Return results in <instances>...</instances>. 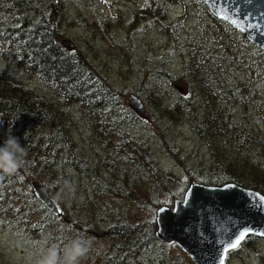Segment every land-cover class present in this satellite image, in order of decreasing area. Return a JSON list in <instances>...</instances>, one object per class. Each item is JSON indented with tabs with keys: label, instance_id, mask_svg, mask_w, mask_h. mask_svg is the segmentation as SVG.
<instances>
[{
	"label": "trees",
	"instance_id": "obj_1",
	"mask_svg": "<svg viewBox=\"0 0 264 264\" xmlns=\"http://www.w3.org/2000/svg\"><path fill=\"white\" fill-rule=\"evenodd\" d=\"M56 5V1L46 7H40L38 0H0V20L12 23V25H5L0 22V52L6 51L8 47L14 48L20 66L29 73H35L42 84H50L49 89L55 96L59 100L67 102L63 106L81 107L88 119L89 131L92 133L91 138L96 144V150L107 152L106 160L102 159L96 164L90 163L79 150L71 148V135L64 129L61 130L65 132L57 134L58 138H62V141L58 139L55 144L37 140L32 134L35 122L46 119L50 121L52 118L58 117L70 123L67 114L64 111L61 113L54 111L52 116L49 112L50 105L40 94L25 89L14 79L9 78L7 81L2 77L4 75L0 71V107L3 110L0 111V115L3 118L8 114L12 122L7 131L3 126L0 128V146H3L9 135H12L21 141L26 152L23 166L15 174L5 175L3 179H0V206L4 208L0 211V218L18 225L19 228L34 235L36 239L42 240L47 236L53 242H58V237L61 239L65 236L74 237L71 232L80 233V236L83 237L89 235L94 238L97 233L95 230L99 228L93 218H83L85 223L76 218L78 210H87L85 206H89L88 201L92 197H87L83 201L82 195L76 194L66 200L60 198L57 200L55 198L59 193L57 188H48L49 183L63 185L69 182L60 174L62 169H67L66 167L74 169L78 173H81L85 168L84 171L87 172L85 174H88L90 186L102 188V186L108 185L109 188H112L107 193L114 192L112 197L118 201L115 206L120 204L116 214H119L118 217L123 215L121 217L123 220H127L124 218L126 216L141 217L134 212L127 213L126 207L123 210L120 209L123 206V201L131 195L127 193L130 185L143 191L138 194V197L141 195L142 206L141 202H136L135 205L140 206V208L136 206V210L139 212L140 210L145 214L148 212L146 220H153V217L150 218V216L160 205L156 193L159 197L162 193V190H157L158 186L143 185L138 172V169L143 167L140 160L136 161V158L131 154L112 155L113 150L119 151L118 145H130L132 141L127 139L125 142H121L120 140H124L122 137L113 141L110 136L116 137V135L124 133L123 128L129 125L133 127L139 117L134 115L129 118V122L126 121V115L121 110L125 107L122 104L117 105L118 97L121 99L122 95L118 88L115 89L114 94L110 92L112 87L93 90L91 83L95 80L89 75L90 65L78 56L67 52L58 42L57 15L54 13ZM189 5L197 6L207 16L210 24L201 35H190L192 37L190 40L195 44H193L192 52L187 56L188 62L186 65L184 64L182 76L177 81L174 75L163 70L155 73L150 71L147 76H153L170 86L180 88L182 94L179 93V97L163 110L164 114L177 121V124H189L194 134L209 150L211 157L216 161L217 159L222 160L221 164L227 171L232 172V175L222 173L224 176L221 179H226L225 183L233 182L244 188L256 190L255 184L250 181L261 183L260 176L264 178V174L261 171H258L259 174L257 173L256 168L260 169L259 164L248 162V159L243 156V152L247 149V145L253 142H255V148L260 147L264 152V52L250 44L244 34L212 16L202 3L197 0H186L183 7L187 9ZM32 11L35 21L29 18ZM184 15H187L186 10ZM180 25L181 23L178 26ZM174 39L179 40L176 35ZM156 91H160L157 86L154 87V90L151 89L148 97L154 99ZM224 107L226 110L223 111ZM232 109L233 113L245 114V119L251 121L252 127L241 125L232 115ZM127 117L129 116L127 115ZM23 139L26 143H22ZM32 140L34 141L32 142ZM237 149L241 154L234 156ZM142 151L145 154L142 159L150 168L159 167L161 171L164 170L143 143ZM61 154H67V157H59ZM218 167L221 168L220 165ZM96 168H105V171L111 176L119 173L123 178L127 174L128 183L122 179H110L103 176L90 177ZM150 168H148L149 171H151ZM39 169L44 170L43 176ZM109 171H113V173ZM144 171L145 175L146 170ZM243 174L247 177L245 180L249 182H242ZM194 179L196 178L187 176L175 180L173 183L177 182L184 192L192 185ZM208 179L201 184L216 186L215 181H220L212 180L211 176ZM37 180L39 183L41 182L40 184L47 194L54 196L53 198L62 211L60 217L44 208L36 199L30 183ZM111 180H114L113 185L116 187L109 182ZM70 183L77 191L84 187L73 184L72 180ZM23 185L26 186L25 189L21 188ZM115 189L118 190L117 193ZM169 190H173V187L167 188V191ZM183 192H178V195L181 196ZM259 192L264 194V189ZM60 193L62 192L60 191ZM108 197L106 194L101 196L105 200H108ZM108 207L106 205L104 208L99 204V210L102 208L105 210V216L102 217L106 219L115 215L114 210L108 209ZM66 214L71 217H67ZM67 218H71L72 223H69ZM136 220L133 219V221ZM139 223L141 221L137 220L135 225ZM152 223L153 231L146 238L141 237V242L135 226L128 220L121 225L116 223L112 227L114 229L109 226L112 223H107L105 237L112 230L111 238L120 239L121 245L128 246V252H121V248L115 247L112 255L111 252H107L102 257L91 247L85 258L91 259L90 253L92 252V261L96 264H123L121 261L125 260L129 264H145L143 251L149 245L158 243L157 223L154 221ZM140 244L141 257L137 255ZM238 251L239 249L231 254ZM0 264H5L1 256Z\"/></svg>",
	"mask_w": 264,
	"mask_h": 264
},
{
	"label": "rangeland",
	"instance_id": "obj_2",
	"mask_svg": "<svg viewBox=\"0 0 264 264\" xmlns=\"http://www.w3.org/2000/svg\"><path fill=\"white\" fill-rule=\"evenodd\" d=\"M53 1L57 2L55 11H53L57 15V24H55L58 27V42L63 45L67 52L78 56L90 65L89 75L95 80L91 83L93 90L112 87L110 92L114 94L115 89L118 88L122 95L121 99L118 97L117 105L122 104L125 107L121 110L126 115V121L129 122V118L134 117V115L139 117L133 127L129 125L123 128L124 133L116 135V137L110 136L113 141L121 139V137L124 138V140H120L121 142H125L127 139L132 141L130 145H118L119 151L113 150L112 155L131 154L136 158V161L140 160L143 163V167L138 169L143 185L158 186L157 190H162L160 197L156 193L160 203L159 206L170 205L175 196L179 197L178 192H183L177 182L173 183L175 180L192 176L196 178L192 180L193 183H201L209 180L208 177L211 176L212 180H220L215 181L216 186L225 184L226 179H221L224 176L222 173L232 175V172L226 170L224 165L221 164L222 160L217 159L216 161L211 157L209 150L203 145L201 139L194 134L189 124H177V121L164 114L163 110L179 97V93L182 92L180 88L170 86L153 76H147L150 71L155 73L163 70L170 72L178 81L182 76L184 64L186 65L188 62L187 56L192 52L193 44H195L190 40V38L192 39L190 35H201L203 30L205 31L210 24L207 16L197 6L189 5L185 9L183 4L186 0H38V4L40 7H46ZM185 10L187 12L186 16L184 15ZM29 18L35 21L33 11L29 14ZM0 22L5 25H12L7 20H0ZM179 23H181L180 26H178ZM203 26L204 29H202ZM175 35L178 37V41L174 39ZM0 71L4 75L2 77L7 81H9V78L14 79L23 85L25 89L40 94L50 105L51 110L47 111L52 116L54 111L56 113L64 111L67 114L70 123L58 117L52 118L50 121L46 119L35 122L32 134L37 140H45L48 141L47 143L52 142L55 144L58 139L62 141V138H58L57 134L65 132L61 130L64 129L71 135V148L79 150L90 163L96 164L102 159H107L106 151L96 150L95 148L96 144L91 138L92 133L89 131L88 119L83 109L76 106H63L67 102L59 100L55 96L49 89L50 84H42L35 73H29L20 66L14 48L10 49L8 47L6 51L0 52ZM154 85L160 88V91H156L155 96H153L154 99H151L148 94L152 88L154 90V87H156ZM131 95H135L141 100L145 112L148 113L146 117L145 115L140 117L131 108L128 102ZM222 110L224 111L226 108L224 107ZM0 111H3L2 107H0ZM232 115L241 125L248 128L252 127L251 121L245 119V114L233 113L232 109ZM9 118L8 114L3 116V128H6V131L12 124ZM64 140H66V137H64ZM19 142L21 144L20 140ZM24 142L23 139L22 143ZM142 143L159 161L164 170L161 171L159 167L150 168L142 159V156H145L142 151ZM258 143L260 142L258 141ZM255 147V142L247 145L243 156L248 159V162L259 164L260 169L256 168L257 173L259 174L261 171L264 174V152L260 147ZM240 154L241 152L238 149L235 150L234 156ZM59 157L66 158L67 154H61ZM66 168L62 169L60 174L69 182L63 184L64 186L59 185V183H49L48 188H57L56 190L59 192L55 196L57 200L59 198L66 200V198L76 194L82 195L83 201L87 197H92L88 201L89 206H85L87 210H78L76 218L81 220L82 223H85L83 220L85 217L96 220V224L99 226L95 230L97 237L94 236L93 238V236L88 235L85 238L93 240L92 248L100 256L103 257L107 252H111L112 255L115 247L121 248V252H128V246L121 245L120 239L111 238L112 230L105 237L107 223H112L109 225L112 228L116 223L121 225L128 220L139 233L140 242L141 237L146 238L153 231L154 225L152 222L155 220V212L159 206L150 216V218L153 217V220H146L148 212L146 214L141 210L139 212V210H136V206L138 208L140 206L135 205L136 202H141L142 206L141 195L138 197V194L143 192L141 189L130 185L131 187L128 188L127 193L131 195L123 201V206L120 207L122 210L126 207L127 213L134 212L141 217L126 216L124 218L127 220H123L121 218L123 215L118 217L119 214H116L120 204L115 206L118 201H115L112 197L114 192L107 193L112 188H109L108 185H104L102 188L90 186V180L87 178L88 174H85L87 172L84 171L85 168L82 169L81 173ZM39 170L41 176H43L44 170ZM105 170V168H96L90 177L103 176L110 179H122L125 183H128L127 174L122 178L119 173L111 176ZM144 170H146L145 175ZM109 172L113 173V171ZM241 177L242 182H249L245 180L247 179L245 174ZM70 180L73 181V184L84 187L77 191ZM260 181L261 183L257 181L250 182L255 184L256 190L262 191L264 189V178L261 176ZM50 182L52 183V181ZM109 182L113 185L114 180ZM172 187L173 190L167 191V188ZM21 188L25 189L26 186L23 185ZM115 191L117 193L118 190L115 189ZM103 194L109 196L108 200L101 198ZM99 204L104 208L108 205V209L112 208L115 215H111L108 217L109 219L103 218L105 210L103 208L99 210ZM3 209L0 206V211ZM66 215L71 217L69 214ZM67 219L71 220V218ZM133 219L140 220L141 223L135 225L137 220L133 221ZM71 234L74 236L80 235L77 232H71ZM40 241L26 230L19 228L18 225L0 218V256L5 264H30L28 257L38 250ZM91 253V259L83 258L80 264H96L92 261ZM137 255L141 257V244ZM143 259L145 264H195L177 246H166L160 242L149 245L143 251ZM228 259V264H264V239L252 238L246 241L239 251L230 254ZM121 262L129 264L126 260Z\"/></svg>",
	"mask_w": 264,
	"mask_h": 264
},
{
	"label": "water",
	"instance_id": "obj_3",
	"mask_svg": "<svg viewBox=\"0 0 264 264\" xmlns=\"http://www.w3.org/2000/svg\"><path fill=\"white\" fill-rule=\"evenodd\" d=\"M198 1L212 15L244 33L249 42L264 51V0ZM225 7L229 9L228 19L220 18L225 15ZM128 102L137 113L146 114L135 96H131ZM30 184L36 199L59 216L61 210L54 199L37 182ZM261 197L264 195L234 183L217 187L193 184L185 192L182 202L176 201L172 208L163 206L157 210L156 237L164 244H177L187 256L199 255L198 264H220L221 258L225 260L227 254L223 249L234 242L240 231L249 229V235L264 238L260 235L264 232V208L259 206ZM239 207L243 208L241 212ZM206 244L211 245L205 260H201Z\"/></svg>",
	"mask_w": 264,
	"mask_h": 264
},
{
	"label": "clouds",
	"instance_id": "obj_4",
	"mask_svg": "<svg viewBox=\"0 0 264 264\" xmlns=\"http://www.w3.org/2000/svg\"><path fill=\"white\" fill-rule=\"evenodd\" d=\"M25 155V148L18 138L9 135L3 146H0V179L5 175L15 174L23 166ZM57 241L53 242L50 237L45 236L40 241L38 250L29 255L30 264H80L93 243L92 239L80 235L65 236L63 239L58 237Z\"/></svg>",
	"mask_w": 264,
	"mask_h": 264
},
{
	"label": "snow or ice",
	"instance_id": "obj_5",
	"mask_svg": "<svg viewBox=\"0 0 264 264\" xmlns=\"http://www.w3.org/2000/svg\"><path fill=\"white\" fill-rule=\"evenodd\" d=\"M213 2L215 3V2H217V0H213ZM228 12H229V9H227V7H225V8H224V13H225V15L222 16V17H220V18H222V19H228V18H229L228 15H227ZM217 14L219 15V10H218ZM231 22H232L233 24L236 23L235 20H231ZM241 23H243V20H241ZM252 27H255V26H252ZM242 30H243V29H242ZM259 206L262 207V208H264V197H261V198H260ZM250 231H251V230H249V229H245V230H243V231H240V232L237 234V236H236L234 242H230L229 245H228V247H225V248L223 249V251H224L225 253H227L228 251H230V249H235V248H237V247L241 244V242L244 241V240L246 239V237L249 236ZM260 235H261V236H264V232H261ZM220 264H224V260H223V258H221V260H220Z\"/></svg>",
	"mask_w": 264,
	"mask_h": 264
},
{
	"label": "bare ground",
	"instance_id": "obj_6",
	"mask_svg": "<svg viewBox=\"0 0 264 264\" xmlns=\"http://www.w3.org/2000/svg\"><path fill=\"white\" fill-rule=\"evenodd\" d=\"M130 105V104H129ZM131 106V105H130ZM131 108H132V106H131ZM133 109V108H132ZM148 115V113H146L145 114V117ZM1 116V115H0ZM1 118H2V116H1ZM32 182H37L40 186H41V184L38 182V181H32ZM194 184H199V185H203V186H207V185H205V184H201V183H194ZM193 185V184H192ZM41 188L43 189V187L41 186ZM50 196V195H49ZM52 197V196H51ZM53 198V197H52ZM54 199V198H53ZM54 201L56 202V200L54 199ZM57 204V203H56ZM242 209L243 208H241V207H239L238 208V211L239 212H241L242 211ZM51 212V211H50ZM62 215V213L58 216V217H60ZM56 216V215H55ZM69 221V223H72L71 222V220H68ZM165 222V221H164ZM164 222H163V224H164ZM158 226V225H157ZM161 226H162V223H161ZM262 239H264V238H262ZM210 245L211 244H206V246L202 249L203 250V255L201 256V260L203 259V260H205V258L207 257L206 255H207V249L210 247ZM242 247V246H241ZM241 247H239V248H237L236 250H238V249H240ZM236 250H234V251H236ZM233 251V252H234ZM190 257V256H189ZM192 260H193V262L195 263V264H198L197 263V260L199 259V255L198 256H195V257H190ZM229 256L228 257H226L225 258V260H224V264H228V261H229Z\"/></svg>",
	"mask_w": 264,
	"mask_h": 264
}]
</instances>
